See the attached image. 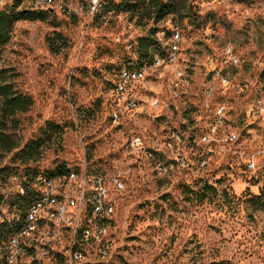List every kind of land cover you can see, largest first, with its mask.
I'll return each instance as SVG.
<instances>
[{
  "label": "rangeland",
  "instance_id": "1",
  "mask_svg": "<svg viewBox=\"0 0 264 264\" xmlns=\"http://www.w3.org/2000/svg\"><path fill=\"white\" fill-rule=\"evenodd\" d=\"M13 1L0 0V11ZM173 1L180 3L179 13L158 24L143 25L115 12L92 18L91 0L73 1L74 10L85 6L78 14L57 9L47 21L17 23L2 67L12 70L20 92L34 100L20 116L18 134L23 144L42 140V156L24 165L9 155L0 170L22 175L29 167L46 174L65 164L69 171L86 168L120 178L124 190L114 194L109 232L111 264H264V210L255 200L264 196V168L251 179L242 174L238 157L202 138L213 122L203 91L217 61L210 65L208 58H221L230 49L246 79L264 70V0ZM38 7L34 0L23 1V9ZM153 28L162 44L153 58L172 50L173 33L180 35L178 50L172 60L162 56L149 67L132 93L139 109L128 110V91L119 97L115 82L122 67L140 59L134 49ZM212 83L209 110L231 103L234 117L240 115L245 100L219 80ZM235 118L227 131L246 129L243 144L252 151V138L263 135L260 119L248 128ZM133 138L142 146L128 148ZM145 150H152L154 159ZM205 184L215 190L208 192ZM89 258L85 254L82 261Z\"/></svg>",
  "mask_w": 264,
  "mask_h": 264
},
{
  "label": "built area",
  "instance_id": "2",
  "mask_svg": "<svg viewBox=\"0 0 264 264\" xmlns=\"http://www.w3.org/2000/svg\"><path fill=\"white\" fill-rule=\"evenodd\" d=\"M74 0H45L43 9H58L62 13L72 15L78 14L85 9L84 5H79L73 9ZM109 0H91L88 12L92 18L101 13L103 6ZM165 52L154 57L152 63L145 62L143 66L137 67V72H127V66L119 70L115 82V92L128 91V99L125 100L128 110L139 109V102L133 98L134 85L146 79L147 70L153 64H160L162 56L164 60H172V51ZM160 45H162L160 43ZM217 65L208 70L207 76L211 83L205 85L203 91V105L211 113L212 123L203 133V143L211 145L218 141L221 151L230 157H238L242 174L249 175L251 179L256 178L264 165H260V160L264 161V70L256 79H246L241 75V60L234 55L232 50L224 52L221 58L210 56L208 63ZM222 66H218V63ZM135 65V64H130ZM184 78L183 73L181 79ZM219 80L223 87L233 89V93L238 98L245 100V106L235 118L231 103H222L215 112L210 111L209 102L214 99L213 81ZM175 86V89H178ZM174 89V90H175ZM153 105L157 106L158 103ZM241 125L251 127L252 119H260L261 138H252L251 146L253 150L244 147L243 140L246 134L242 130H228L233 126L234 119ZM234 129V128H233ZM218 134V140L212 136ZM180 136H178V139ZM128 148L141 147L142 141L139 138L131 139ZM148 159H154L152 150H145ZM205 163V162H204ZM75 172V184L72 189L57 190V194H50L51 182L57 179H46V174L39 173L34 179L19 178L10 176L0 179V245H7L9 249V264H70V258H77L78 253L90 251L89 261H79L82 264H111V235L110 229L113 225L116 213L114 194H119L124 190L123 182L118 177L107 178L99 173L89 172L86 168ZM30 193H41V202L27 204V197ZM50 195H57L58 200H67V209L57 210V204H52V214L49 222L52 223V231L49 238H45L43 258H23V248H29V244H23V236L28 232V228H34L33 220L20 221L21 212H37L42 207V201H48ZM26 196V206H18V197ZM72 230L82 231V241H72ZM2 255V252H0Z\"/></svg>",
  "mask_w": 264,
  "mask_h": 264
},
{
  "label": "trees",
  "instance_id": "3",
  "mask_svg": "<svg viewBox=\"0 0 264 264\" xmlns=\"http://www.w3.org/2000/svg\"><path fill=\"white\" fill-rule=\"evenodd\" d=\"M23 1L14 0L10 8L0 11V163L7 156L13 155V161H20L22 164L28 165L38 161L42 156V140L23 144L18 134L21 127L20 116L28 113L33 108L34 100L29 95L20 92L16 84V76L12 70L2 67L3 52L12 39L17 23L21 21H47L55 16V12L23 9ZM34 1L36 6V0ZM180 9V3L173 0H109L104 4L101 13L96 18H101L109 12H115L117 14H127L132 20L136 18L143 25H147L148 22L158 24L168 16L179 13ZM157 32L156 28L150 29L146 37L139 39L137 48L134 51L140 59L136 63L128 62L126 66L135 64V67H141L145 62L152 63L153 52L160 49V44L156 38ZM48 42L54 49V40L49 38ZM56 52H59V50H56ZM51 129L61 135V130L58 127L51 126ZM23 172L22 175H18L15 171L6 168L0 170V179L17 176L21 179L32 180L40 173L29 167H26ZM70 172L63 164L55 172L46 174L49 176H65ZM204 186L208 192L215 190L213 186L207 184ZM255 200L260 209L264 210V196H259ZM21 203L22 206L26 205V201Z\"/></svg>",
  "mask_w": 264,
  "mask_h": 264
},
{
  "label": "bare ground",
  "instance_id": "4",
  "mask_svg": "<svg viewBox=\"0 0 264 264\" xmlns=\"http://www.w3.org/2000/svg\"><path fill=\"white\" fill-rule=\"evenodd\" d=\"M43 1L45 0H36L38 4L37 10L47 11L43 9ZM174 34H177L175 38L174 51L178 50L177 42L180 38L178 33H173L172 46L174 45ZM127 72H137V69L127 68ZM124 91H120L122 93ZM57 179L56 181L51 182L50 194H57V190H67L72 189L75 184V172L71 171L68 175L65 176H49L46 174V179ZM26 196L18 197V206H22V201H26ZM27 204H36L41 202V193H30V197H27ZM52 204H57V210L67 209V200H58L57 195H50L48 201H42V207L38 208L37 212H21L20 221H27L28 219L33 220L34 228H28V232L23 236V244H29V248H23V258H43V247L45 238H49L52 231V223L49 222L50 214H52ZM26 206V205H25ZM0 240H1V231H0ZM72 241H82V231L81 230H72ZM0 264H9V249L7 245H0ZM85 254L90 255V251H83V253H78L77 258H70V264H80L79 261H82Z\"/></svg>",
  "mask_w": 264,
  "mask_h": 264
},
{
  "label": "water",
  "instance_id": "5",
  "mask_svg": "<svg viewBox=\"0 0 264 264\" xmlns=\"http://www.w3.org/2000/svg\"><path fill=\"white\" fill-rule=\"evenodd\" d=\"M50 12H52L53 10H49Z\"/></svg>",
  "mask_w": 264,
  "mask_h": 264
}]
</instances>
